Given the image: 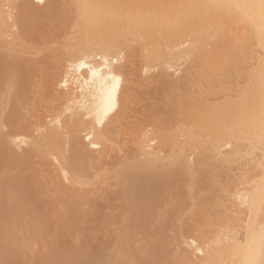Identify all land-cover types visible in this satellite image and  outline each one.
Listing matches in <instances>:
<instances>
[{"label": "bare ground", "instance_id": "bare-ground-1", "mask_svg": "<svg viewBox=\"0 0 264 264\" xmlns=\"http://www.w3.org/2000/svg\"><path fill=\"white\" fill-rule=\"evenodd\" d=\"M0 264H264V0H0Z\"/></svg>", "mask_w": 264, "mask_h": 264}, {"label": "rangeland", "instance_id": "rangeland-1", "mask_svg": "<svg viewBox=\"0 0 264 264\" xmlns=\"http://www.w3.org/2000/svg\"><path fill=\"white\" fill-rule=\"evenodd\" d=\"M29 142H30V139H23V140H20L19 142H18V145L17 146H14V150L16 151V153L20 156V155H23V149L24 148H26L27 147V145L29 144ZM36 169H37V173L39 174V176H40V184L41 183H43L44 185H46L47 187H54L55 186V180L53 179V178H50V177H47V176H45V174L42 172L43 170H42V168L41 167H39V166H37V162H36ZM110 187H112V188H114L115 186L114 185H110ZM96 191H100V189H97ZM60 196V199H63V196H61V195H59ZM101 198H99L98 200H100ZM166 201H162V204H161V206H160V208L158 209V211H162L163 212V210L165 211V209H167V206H166V208H164L163 209V204L165 203ZM62 204V203H61ZM166 205V204H165ZM165 207V206H164ZM65 208V207H64ZM64 208H63V211H64ZM153 224H151V229H154L153 227L154 226H152ZM150 227V226H149ZM148 229V228H147ZM149 230H150V228H149ZM85 235V237H84V240H86V241H88V240H92V238L94 239V238H96V237H93L91 234H84ZM101 235V234H100ZM97 237H100V236H97ZM102 237V236H101ZM101 237H100V239H101ZM71 238H69L68 239V241L69 242H71V240H70ZM140 240H141V238H140V236L139 237H137V238H135V240H134V242H136L134 245L137 247V244L139 245V243L140 244H143L144 245V242L143 243H141L140 242ZM138 242V243H137ZM140 247H142V246H140ZM136 249V248H135ZM142 250H143V248H141ZM141 249H137V253H138V255H139V253H140V255L139 256H142L143 255V253H141V252H146V249H144L143 251L141 250ZM47 250V245L46 244H41L40 246H36L35 248H33L32 250H31V252L29 253V255L28 256H30V257H33L34 256V254H41V253H45V251ZM134 252H136V250H134Z\"/></svg>", "mask_w": 264, "mask_h": 264}]
</instances>
